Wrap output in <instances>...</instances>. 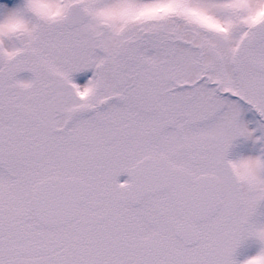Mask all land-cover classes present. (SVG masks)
Segmentation results:
<instances>
[{
    "label": "snow or ice",
    "instance_id": "6c2138e0",
    "mask_svg": "<svg viewBox=\"0 0 264 264\" xmlns=\"http://www.w3.org/2000/svg\"><path fill=\"white\" fill-rule=\"evenodd\" d=\"M0 264H264V0H0Z\"/></svg>",
    "mask_w": 264,
    "mask_h": 264
}]
</instances>
